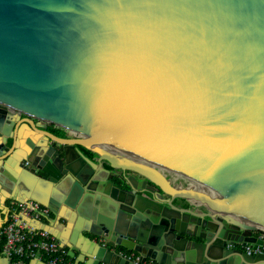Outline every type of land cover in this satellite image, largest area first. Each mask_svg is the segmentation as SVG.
<instances>
[{"label":"water","instance_id":"obj_1","mask_svg":"<svg viewBox=\"0 0 264 264\" xmlns=\"http://www.w3.org/2000/svg\"><path fill=\"white\" fill-rule=\"evenodd\" d=\"M23 201L78 264H264V0H0Z\"/></svg>","mask_w":264,"mask_h":264},{"label":"built area","instance_id":"obj_2","mask_svg":"<svg viewBox=\"0 0 264 264\" xmlns=\"http://www.w3.org/2000/svg\"><path fill=\"white\" fill-rule=\"evenodd\" d=\"M49 216L50 210L34 201L14 203L9 220L0 228V240L4 243L0 264L3 260L6 264H24L23 260L34 259L47 264H78L54 235L38 226L42 219ZM257 236L264 240V231L258 232ZM242 248L249 255L264 254L263 244L246 243Z\"/></svg>","mask_w":264,"mask_h":264},{"label":"crops","instance_id":"obj_3","mask_svg":"<svg viewBox=\"0 0 264 264\" xmlns=\"http://www.w3.org/2000/svg\"><path fill=\"white\" fill-rule=\"evenodd\" d=\"M45 221H48L47 218L41 220V222H45ZM38 226L40 227V224ZM75 261L77 262L76 259ZM1 264H6V261H2ZM27 264H47V263H45V261L43 260L34 259V260H30Z\"/></svg>","mask_w":264,"mask_h":264},{"label":"trees","instance_id":"obj_4","mask_svg":"<svg viewBox=\"0 0 264 264\" xmlns=\"http://www.w3.org/2000/svg\"><path fill=\"white\" fill-rule=\"evenodd\" d=\"M51 131H53L54 133L60 135L61 137L64 136V134H63L60 130H58V129H56V128H51ZM3 244H4L3 241L0 240V251H1L2 248H3ZM29 261H30V260H23V262H24L25 264H27Z\"/></svg>","mask_w":264,"mask_h":264},{"label":"rangeland","instance_id":"obj_5","mask_svg":"<svg viewBox=\"0 0 264 264\" xmlns=\"http://www.w3.org/2000/svg\"><path fill=\"white\" fill-rule=\"evenodd\" d=\"M3 261H5V260H3Z\"/></svg>","mask_w":264,"mask_h":264}]
</instances>
